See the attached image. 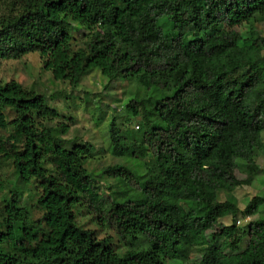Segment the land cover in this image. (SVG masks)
Wrapping results in <instances>:
<instances>
[{"label": "trees", "instance_id": "trees-1", "mask_svg": "<svg viewBox=\"0 0 264 264\" xmlns=\"http://www.w3.org/2000/svg\"><path fill=\"white\" fill-rule=\"evenodd\" d=\"M0 9V60L37 53L72 88L98 72L143 93L124 107L136 131L108 126L107 151L130 164L96 175L86 168L93 145L48 125L59 114L43 94L0 84V175L6 167L14 178L0 176V264H264V198L247 203L241 214L258 219L239 228L217 187L250 184L258 171L264 36L250 23L264 22V0H0ZM247 22L246 34L233 30Z\"/></svg>", "mask_w": 264, "mask_h": 264}, {"label": "rangeland", "instance_id": "rangeland-1", "mask_svg": "<svg viewBox=\"0 0 264 264\" xmlns=\"http://www.w3.org/2000/svg\"><path fill=\"white\" fill-rule=\"evenodd\" d=\"M0 9V14H1ZM248 22L242 26L236 27L233 30L240 34H246ZM251 29L255 30L261 36H264V22L263 23H250ZM165 28H170V24H165ZM83 32L77 28L73 31L75 46L79 47L81 36ZM10 81L19 83L26 90H33L41 93L46 97L48 106L56 109L59 118L53 120L51 124H65L69 130L67 134L62 136L63 139L69 143L84 144L90 143L93 145L96 156L95 160H91L86 164L89 172H94L100 175L103 168L116 164H127L125 159L120 157L111 156L107 151L109 149V133L108 126L110 122L115 119L118 127L122 131L134 129L135 131L139 126V119H133L130 124H125L124 107L133 95L138 93L142 96V92L138 90L135 81L128 82L117 80L116 82L109 83L107 79L103 78L98 72H92L86 77L82 78L78 85L74 88L70 87L65 82H58L53 80L51 74L43 70L41 57L37 53H32L24 56L19 60H0V84H6ZM148 96L160 98L162 95L152 89ZM9 120L13 118L11 113H8ZM263 141V148L255 150V163L258 167L257 174L250 184H245L236 189H231L225 185L218 184L219 199L220 201H228L233 203L239 210L240 214L236 217L235 224L242 228L246 226L251 220H257L258 217L252 218L244 217L241 212L244 210L247 203L254 197L264 198V133L261 134ZM140 161H137V164ZM134 167V166H133ZM132 167V168H133ZM139 168H136L138 170ZM240 180H246L247 174L238 172L236 173ZM1 179L7 182L14 181L9 168H4L1 173ZM101 184L115 186L113 189L116 192H121V186L112 179L103 180L101 177L97 178ZM5 185L6 191L10 188ZM264 214V210L260 209ZM82 222L87 225V228L94 229L93 225L87 222V218L82 217ZM221 223L229 225L232 219L229 217L220 220ZM214 225L210 228L213 230ZM96 229V228H95ZM96 234L99 238L110 236L114 243L118 244V238L113 230L103 229L97 230ZM247 244V239H244L240 247L244 249ZM217 247L224 249L223 242H219ZM197 255V254H196Z\"/></svg>", "mask_w": 264, "mask_h": 264}]
</instances>
